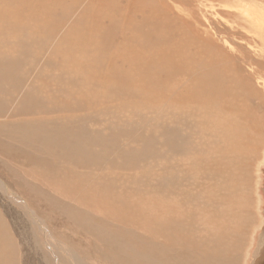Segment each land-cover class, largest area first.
I'll use <instances>...</instances> for the list:
<instances>
[{"label":"rangeland","instance_id":"374dc122","mask_svg":"<svg viewBox=\"0 0 264 264\" xmlns=\"http://www.w3.org/2000/svg\"><path fill=\"white\" fill-rule=\"evenodd\" d=\"M161 1L184 19L195 8L203 20L200 32L207 29V38L197 42L192 58L179 49L193 45L191 32L152 18L153 0H0V71L10 77L1 84L0 106L9 111L8 104L24 98L44 128L49 120L63 122L69 140L89 151L88 161L78 165L41 145L35 152L40 156L34 155L45 158V165L33 164L26 146L13 141L12 153L0 148V180L29 199L56 240L83 264H151L153 252L160 264L159 232L174 218L193 228L200 222L188 234H200L213 246L214 235L223 233L221 252L238 242L236 264H264V129L254 147L251 138L245 140V124L234 128L241 125L242 110L264 116V56L246 53L240 61L238 52L260 42L245 34V22L229 29L228 15L236 13L219 6L221 0ZM251 1L264 7V0ZM174 44L177 55L173 51L167 62ZM231 48L242 62L240 76L229 72L226 60L215 64L216 50ZM213 62L214 70L208 67ZM217 80L223 85L217 87ZM83 172L86 179L78 175ZM0 217L12 264H53L29 218L1 191Z\"/></svg>","mask_w":264,"mask_h":264},{"label":"bare ground","instance_id":"6f19581e","mask_svg":"<svg viewBox=\"0 0 264 264\" xmlns=\"http://www.w3.org/2000/svg\"><path fill=\"white\" fill-rule=\"evenodd\" d=\"M155 1L157 2V4L159 6H156L154 4ZM198 1H200V0H198ZM142 2H145V0H142ZM142 4H144V3H142ZM218 5L224 7L223 9L225 11L231 10L234 13H236L234 15H228V16H230V20H229V23H228L229 29H232V27L237 28L239 23L245 22L247 24V26H248L246 28V30H245V34L247 36L252 37V39L256 40L257 42H260V47L255 48L254 46L249 45L248 41H246V44L249 45V47H248L249 50H247V51H242L241 47L239 46V51L238 52L240 53L241 59H242L240 61H244L246 53H251V54H253V56H256V57H257V55L260 56V57H263L264 56V7L260 3H254L251 0H249V1L221 0V2H219ZM197 6H198V4H197ZM38 7H40V5ZM209 8L214 10V5H211ZM19 11H17V13ZM4 12H6V11H4ZM41 14H43V13L41 12ZM141 14H144V12L141 11ZM145 14H146V12H145ZM197 14H198V12L194 8L192 11H190L188 13V15H189V17L191 19L190 18L184 19V18H182L180 16H177V15L173 14V12L171 11V8L169 6H167V5H165L161 0H153L151 13H149V15L152 18L158 19V20L163 21V22L170 20L173 23H177V22L181 23L183 26H181L180 31L184 30V29H187V30H189L191 32V35L193 37V45L190 46L189 44H186V46L182 45L181 48H179L181 50V52L184 53L186 58H192L194 53L196 54L198 52L199 47L197 48V46H198L197 42L199 41L200 43H203L204 41L201 39L202 37H206L207 38V34H208V30L207 29L203 28V32H204L205 35H203L200 32V29L202 30V28L200 26L204 22H203V20H198ZM65 23H68V22H65ZM154 32H157V30H155ZM167 35H169V34H167ZM176 45L174 44V45L168 47V57L164 54L165 55L164 57H166L167 62L171 61L172 56H173V51L177 55L176 52L178 51V44H176ZM56 47H55V50H56ZM216 51H217L218 60L220 62L216 61L215 64L216 63L220 64V63L223 62V60H226L227 62H229L228 70H229V72L232 75L240 76L242 74V70H243V66L241 64L242 62L240 63V62L234 60V56H233L232 53H234L235 51L233 50V48L230 49V52H231V53L229 52L230 54L226 53V51H224V50H220V51L216 50ZM235 56H236V58L238 57L237 55H235ZM146 58H148V56L147 57L144 56L142 59L144 60ZM155 59H156V57H155ZM151 61H152V59H151ZM259 62L260 61H258V63ZM140 63H138V64H140ZM250 63H251V61H250ZM0 64H1V62H0ZM201 66H203V65H201ZM208 67L209 68L212 67L213 70H214V62H213V64H210ZM139 68H141V66ZM138 69H135V70H138ZM213 73H214V71H213ZM1 74H2V72L0 71V89H1V84L2 83L4 84V82H9V80H10L9 76H1ZM247 75H248V73L245 74V76H247ZM99 83H103V82H99ZM21 84H18V83L14 84L13 85V89H14V87H16V88L20 87ZM215 84L217 85V87H220L221 85H223V83L218 81V80L215 81ZM100 85H102V84H100ZM263 85H264V82H263ZM232 86L234 88L236 86L233 83V79H232ZM24 88L26 90V87H24ZM248 89L252 93H254V91H256V88L254 87V85H252ZM231 90H232V88H231ZM230 91L227 90V92H230ZM250 91H249V93H250ZM33 93L35 94L36 92H33ZM82 93H84V92H82ZM221 93H223V92H221ZM236 93H237L236 89H234L232 94H229V96L233 97V96L236 95ZM251 95H253V94H251ZM257 95H258V93H257ZM0 96H1V94H0ZM8 96H9V94H8ZM15 99L16 100L14 101V103H16L17 105H14V104H11V103L8 104L7 106H12L13 107V109H11L9 111H3V109L6 108V107H3L4 105L0 106V148L10 152L11 147L13 146L12 145L13 141H15V142L17 141V142L23 144L24 146H26V151L28 153L26 155V157L29 160V162L32 160L31 161L32 163H33V161L37 162V160H38V162L40 160V162H42V164L45 162V158H42V159L38 158L40 155H38V154L36 155V153H35L37 151H40L39 148H40L41 145L46 147V148H48V149H50L51 151H53L55 154H57L63 160L70 161L72 159H76L77 160L76 164H78V165L83 163V159H85V163L88 161V158H86V157H87L89 151L87 152L85 146H82V145L78 144V142H71L69 140L70 133L67 131L66 128H63L64 125H65V124H63V122H62V124H59V123H61V122H59L56 125L57 122L54 123V122H51V120H49V125L47 124L49 127L47 126V128H44L43 127V123L40 122L41 120L40 121L37 120L38 118L37 119L35 118V116H34L35 114L32 115V112L29 111L30 109H28V105H26V103L23 101L25 99L24 98H20V97H17ZM259 99L263 100L262 96H260ZM56 101H57V99H56ZM21 102H24L25 105H24V103H21ZM248 102L250 103V101H248ZM248 102H246V103H248ZM35 103H37V102H35ZM0 105H2V104H0ZM20 105H22L23 107L25 106L24 109H26V107H27V109L20 111V109L18 108V106H20ZM74 105L75 104H73V108H74ZM33 106H35V105H33ZM33 106H31V107L33 108ZM35 107L37 109L38 106H35ZM86 107H88V106H86ZM246 107H248V106H246ZM17 109H19V110H17ZM253 109L254 108H251L248 111L246 110V112H244V110H242L240 115L237 117V118L241 119V125L240 126L239 125H235L234 128H244V124L246 125L245 127H247V128L249 127V130H250L249 132H247V128H246L245 140L248 139V138H251L252 139L251 145L255 147L262 139V131L264 129V116L262 117V116H259L257 114L251 115L250 113H253ZM34 110H35V108H34ZM34 110H32V111L34 112ZM35 112L37 113L36 110H35ZM39 112H41V111H39ZM234 112H236L235 108H233V110L230 111L231 114H233ZM41 113H43V112H41ZM45 114H47V112ZM50 114H52V113H50ZM37 115H39V114H37ZM232 116H234V115H232ZM76 117H77V115H76ZM78 117H79V115H78ZM234 119H235V116H234ZM36 122H38L39 124H36ZM65 122H67V121H65ZM68 122H70V124H72L71 120L68 121ZM68 122H67V124H68ZM75 137H77V136H75ZM72 141H74V140H72ZM89 143H91V142L89 141ZM233 146H236V144H233ZM20 149H21V147H20ZM233 151H236V150L234 149ZM53 152H50V154L48 156L49 157H50V155L52 156ZM10 153H12V152H10ZM44 153H43V155H44ZM98 153L100 154V152H98ZM34 154L36 156H38V157H36ZM41 154H42V152H41ZM102 154H104V153H101V155ZM80 155H81V157H80ZM44 156H46V155H44ZM60 158H58V159H60ZM27 159H26V161H27ZM50 161L47 160L46 162L48 163ZM35 162L33 164H36ZM96 164H98V163H96ZM40 165H41V163H40ZM40 165H38V166H40ZM44 165H45V163H44ZM49 165H51V164H49ZM49 165H47V167H49ZM53 165H54V163H53ZM53 165L51 167H53ZM89 168H87V169H89ZM25 175H27V174H25ZM78 175L80 177L85 178V179L87 178L85 176L84 172L80 173ZM98 175H99L98 178L101 181L102 179H100V175L102 176V174H98ZM118 178H120V177H118ZM28 180L30 181L29 176H28ZM29 183H28V185H29ZM43 184H44V182H43ZM103 184H105V183H103ZM110 184H112V183H110ZM101 186H102V184H101ZM103 188H107V185H105ZM108 188H110V187H108ZM111 189H112V187H111ZM0 191L7 197L8 200L10 198L12 203H14L19 208H21L23 210V212L25 213V215L29 218V220H30V222L32 224V228L35 229L34 233L33 232L32 233L35 234L37 236L38 240L45 245L47 250L46 249H44V250L47 253V255H49V258H51L53 264H55V263L56 264H83L84 263L82 260H80V257L77 255V253L75 251H72L71 249L66 247L64 244H62L61 242L56 240V238L52 234L51 230H49V228L47 226V222L45 221V219L40 217L37 214V212L35 211V209L32 206H30V201H29L28 198H25V196L23 194L18 193L17 191L15 192L14 190H12L2 180H0ZM112 191H113V189H112ZM118 191L119 190H117V192ZM109 193H110V190H109ZM118 194H116V195H118ZM113 195L114 194H112V196H111V193L108 194L107 200L111 201V197H114ZM102 197H103L102 199H105L104 196H102ZM118 200L119 199H117V201ZM112 202H114V201H112ZM214 202L217 203L218 201L216 200ZM114 205H115V202H114ZM157 211L159 213H161V214H165L166 213V210H164V209H160V210H157ZM175 211L178 212L177 210H175ZM179 214H180V212H179ZM173 217H175V216L173 215ZM185 220H186V218H185ZM168 223L171 224L170 227L167 226ZM164 224H165L164 228L159 232V237L162 238V242H159L157 240L158 245L162 249V253H161V256H160V264H168L169 261H171L172 264H236L237 263V254L239 253V249H238L239 244H238V242H237L236 245H233L231 251L229 252L230 254L228 252H226V251L221 252V250L217 247L218 239H223L224 240V234L223 233L222 234L220 233L219 235H216V234L214 235V246H213V241L209 242L210 240L208 241V239L201 238L200 234H199V236H197L198 234H188L189 230H198V229H200V227H201V223L200 222L197 223L195 228L191 227V226L194 225V223H193V225H191L190 222H186V221H184V219H181V218H179V219L174 218L173 221H172V219H171V221H170V219L165 220ZM199 240L201 241V243L204 242V240H207V244L204 247H202V246H200ZM11 251L12 250H11V247H10V238L5 233L4 223H3L2 218L0 217V264H12V257H11V253H10ZM152 251H154V249H152ZM137 257H138V252L135 253V258L137 259ZM149 259H150L151 264H158V259H157V256H156L155 252L150 254V258Z\"/></svg>","mask_w":264,"mask_h":264}]
</instances>
